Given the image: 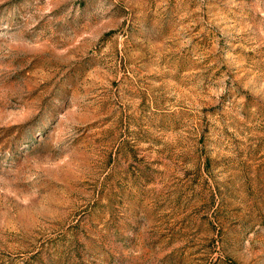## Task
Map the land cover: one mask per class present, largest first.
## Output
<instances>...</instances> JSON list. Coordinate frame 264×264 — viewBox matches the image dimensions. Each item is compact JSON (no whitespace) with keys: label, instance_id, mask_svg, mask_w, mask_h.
<instances>
[{"label":"rangeland","instance_id":"rangeland-1","mask_svg":"<svg viewBox=\"0 0 264 264\" xmlns=\"http://www.w3.org/2000/svg\"><path fill=\"white\" fill-rule=\"evenodd\" d=\"M0 264H264V0H0Z\"/></svg>","mask_w":264,"mask_h":264}]
</instances>
